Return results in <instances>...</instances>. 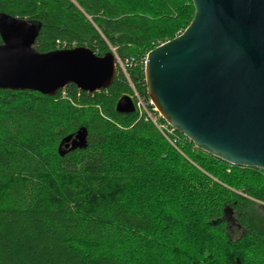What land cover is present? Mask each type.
Listing matches in <instances>:
<instances>
[{
    "label": "trees",
    "instance_id": "trees-1",
    "mask_svg": "<svg viewBox=\"0 0 264 264\" xmlns=\"http://www.w3.org/2000/svg\"><path fill=\"white\" fill-rule=\"evenodd\" d=\"M1 12L42 24L40 52L66 44L133 57L129 79L148 97L146 55L184 31L195 7L0 0ZM129 79L117 68L95 93L72 83L55 96L0 89V264H264V170L219 159L179 131L173 144L136 107L117 111L134 94ZM81 129L86 142L66 148ZM225 211L235 223L209 222Z\"/></svg>",
    "mask_w": 264,
    "mask_h": 264
},
{
    "label": "water",
    "instance_id": "water-1",
    "mask_svg": "<svg viewBox=\"0 0 264 264\" xmlns=\"http://www.w3.org/2000/svg\"><path fill=\"white\" fill-rule=\"evenodd\" d=\"M188 27L148 52V97L162 118L197 148L230 164L264 170V0H192ZM42 24L0 13V89L55 96L68 84L95 93L117 70L114 52L89 47L40 52ZM117 111H135L129 95ZM65 147L86 142V129ZM63 155L64 152H61ZM225 211L212 225L233 219Z\"/></svg>",
    "mask_w": 264,
    "mask_h": 264
},
{
    "label": "built area",
    "instance_id": "built-area-1",
    "mask_svg": "<svg viewBox=\"0 0 264 264\" xmlns=\"http://www.w3.org/2000/svg\"><path fill=\"white\" fill-rule=\"evenodd\" d=\"M63 48L66 47V44L62 46ZM116 57V63H117V68H119V71H122L126 77L129 79L128 75V68L133 65L134 58L133 57H128L125 59H122L119 57L117 53H115ZM147 57V55H146ZM145 57V61H146ZM130 85L132 86L134 90L132 98L135 96L136 102H135V107L138 109L140 115H143L146 120H151L159 129V131L173 144H176L175 142L178 140V136L175 134L177 131L173 126H171L167 121L163 119L161 120L162 116L160 115L159 111L151 101L149 97H144L139 94V92L136 90L135 86L133 83L130 81Z\"/></svg>",
    "mask_w": 264,
    "mask_h": 264
},
{
    "label": "rangeland",
    "instance_id": "rangeland-1",
    "mask_svg": "<svg viewBox=\"0 0 264 264\" xmlns=\"http://www.w3.org/2000/svg\"><path fill=\"white\" fill-rule=\"evenodd\" d=\"M233 229H235L234 231L235 235H238L240 233V227L233 226Z\"/></svg>",
    "mask_w": 264,
    "mask_h": 264
},
{
    "label": "flooded vegetation",
    "instance_id": "flooded-vegetation-1",
    "mask_svg": "<svg viewBox=\"0 0 264 264\" xmlns=\"http://www.w3.org/2000/svg\"><path fill=\"white\" fill-rule=\"evenodd\" d=\"M228 220H231L232 222H234L232 219H228ZM235 223V222H234Z\"/></svg>",
    "mask_w": 264,
    "mask_h": 264
}]
</instances>
